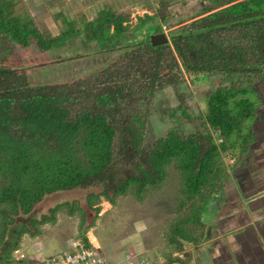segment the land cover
Here are the masks:
<instances>
[{
  "label": "trees",
  "instance_id": "trees-1",
  "mask_svg": "<svg viewBox=\"0 0 264 264\" xmlns=\"http://www.w3.org/2000/svg\"><path fill=\"white\" fill-rule=\"evenodd\" d=\"M202 1L199 15L174 27L164 11L169 3L161 0L157 12L168 43L154 46L149 34L135 37L137 26L150 24L154 15L137 19L133 39L126 35L130 16L109 9L91 21L66 22L53 36L29 16L14 13L10 0H0V238L14 218L30 213L46 195L98 187L87 195L89 209L100 197L110 204L127 194L140 200L172 167L180 181V217L171 225L169 243L180 250L200 242L207 203L227 181L222 154L243 150L245 123L256 113L246 82L254 84L264 75V0ZM156 30L163 33L161 25ZM75 40L86 53L129 48L124 53L129 56L119 68L115 62L100 71L93 83L33 85L30 67L13 65L15 51L47 54ZM184 74L217 76L219 85L206 95L205 121L221 142L169 129L147 145L146 102L157 90L176 89ZM119 121L128 131L120 143ZM122 158L132 163L133 174H119Z\"/></svg>",
  "mask_w": 264,
  "mask_h": 264
},
{
  "label": "rangeland",
  "instance_id": "rangeland-1",
  "mask_svg": "<svg viewBox=\"0 0 264 264\" xmlns=\"http://www.w3.org/2000/svg\"><path fill=\"white\" fill-rule=\"evenodd\" d=\"M10 1L13 3L14 13L29 16L38 27L45 28L53 36L59 34L66 22L91 21L100 11L109 9L115 13L130 16L126 34L130 39H133L132 33L138 23L137 19L144 18V15H154L150 20L152 25L147 23L150 26L148 30H145L147 25L137 26L140 30L135 37L141 38L144 33L151 36L161 25L162 32L168 38L167 28L161 19L162 15L157 12L161 0ZM167 1L169 4L164 8V11L169 14L167 23L174 27L199 15L204 7L202 0ZM127 49L105 54L86 53L79 40H75L64 49L47 54L36 53V51L19 54V51H15L13 65L25 63L27 67H30L28 78L33 85L71 84L77 80L93 83L94 77L100 71L112 66L115 62H117V68L126 63L129 55L124 53ZM63 56L68 59L58 63L53 62L55 58ZM262 83H259L260 90L263 89ZM255 84L246 82L245 87L249 89L248 98L258 102ZM218 85L219 80L215 75L199 76L193 79L184 74L176 89L169 86L157 90L146 102L148 112L145 143L150 145L154 140L165 136L167 130L175 129L183 137L204 135L207 138L211 137L212 143L219 144L221 139L218 132L210 129L205 121L206 95ZM126 109L123 107V111ZM248 122L249 120L245 123V127ZM127 134L128 131H125V127L119 121L117 131L119 143L122 141L121 137ZM222 159L226 166L236 162L228 155L222 156ZM238 165L237 162L235 170L238 169ZM118 166L120 175L125 176L126 172L129 173L128 175L133 174L132 163L126 162L125 158L120 160ZM179 183L177 171L169 167L167 178L155 188L149 189L140 200L127 194L116 197L114 203L110 204L100 197L97 205L92 209L87 207L86 198L91 192H99L98 187L46 195L30 213L14 218V222L8 226L6 234H9V229L11 233L3 247L5 249L3 254L7 258L12 250H16L17 257L21 259L44 261L63 253L72 246L73 241H82V238H85L93 247L98 246L109 264H118L113 262L114 257L111 255L113 252L123 254V259L129 258L133 261L143 259L146 264H166L168 258L171 260L180 258L190 264L191 257L188 253L193 250L192 245L184 244L178 250L177 245L169 243L171 225L180 217L176 200ZM227 183L228 187L225 190L229 191V194L225 197L229 202L231 199L234 201L235 190L230 182ZM221 201L220 197L215 198L207 205L203 214V218L206 217V224L213 219L209 209L212 211L214 207L221 208ZM97 208L99 211L95 216ZM83 212H85L84 215ZM44 217L46 219L42 220ZM207 230L208 226L204 225L203 234ZM214 230L217 232L215 228ZM33 231L37 235L31 236ZM212 231L213 228L210 233ZM3 242L4 239L0 240V245ZM175 253H179L180 257H173ZM6 258L4 262L2 259L0 264L16 263L14 261L5 263ZM11 258L14 257L11 256ZM115 260L120 259L117 257Z\"/></svg>",
  "mask_w": 264,
  "mask_h": 264
},
{
  "label": "crops",
  "instance_id": "crops-1",
  "mask_svg": "<svg viewBox=\"0 0 264 264\" xmlns=\"http://www.w3.org/2000/svg\"><path fill=\"white\" fill-rule=\"evenodd\" d=\"M255 83L258 102L255 115L245 127L248 139L243 150L236 151V155L222 154L228 155L236 162L227 166L224 163L228 173L227 181L223 189L207 203L209 205L213 199L220 197L222 206L214 207L212 211L208 208L213 219L206 224V217L203 218L208 230L202 241L192 245L193 250L188 253L191 257L190 264H264V75ZM259 83H262L261 90ZM237 162L239 165L235 170ZM227 182H230L235 190L234 201L231 199L229 202L225 197L229 194V191L225 190L228 187ZM10 231L9 229V234L0 238L4 239L0 245V262L2 259L4 262L6 258L3 247L9 239ZM17 254L16 250H12L5 263L14 261V264H17L31 260L21 259ZM111 255L114 257V263L126 262L121 253L113 252ZM174 256L180 257L179 253L173 254ZM117 257L120 260L116 261ZM180 263L187 264L180 258H168L166 264Z\"/></svg>",
  "mask_w": 264,
  "mask_h": 264
},
{
  "label": "built area",
  "instance_id": "built-area-1",
  "mask_svg": "<svg viewBox=\"0 0 264 264\" xmlns=\"http://www.w3.org/2000/svg\"><path fill=\"white\" fill-rule=\"evenodd\" d=\"M17 264H109L98 246H87L83 241H73L72 246L56 257L44 261L28 260ZM121 264V263H118ZM122 264H146L145 260H129Z\"/></svg>",
  "mask_w": 264,
  "mask_h": 264
},
{
  "label": "water",
  "instance_id": "water-1",
  "mask_svg": "<svg viewBox=\"0 0 264 264\" xmlns=\"http://www.w3.org/2000/svg\"><path fill=\"white\" fill-rule=\"evenodd\" d=\"M150 43L154 46L164 45L168 42V38L164 33L153 34L149 38Z\"/></svg>",
  "mask_w": 264,
  "mask_h": 264
}]
</instances>
